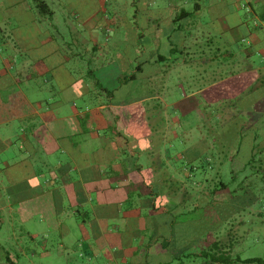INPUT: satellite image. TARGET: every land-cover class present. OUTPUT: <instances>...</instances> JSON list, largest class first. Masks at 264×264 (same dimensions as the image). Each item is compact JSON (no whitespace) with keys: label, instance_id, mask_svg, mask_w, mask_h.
Here are the masks:
<instances>
[{"label":"crops","instance_id":"obj_1","mask_svg":"<svg viewBox=\"0 0 264 264\" xmlns=\"http://www.w3.org/2000/svg\"><path fill=\"white\" fill-rule=\"evenodd\" d=\"M46 2L52 10L48 16L32 0H0V100L12 97V102L20 99L32 108L6 118L0 111V264H41L31 260L33 252L47 254L48 249L45 240L35 242L42 232L26 230L31 219L51 229L64 227L63 233L68 218L89 222L92 238L82 242L96 254L121 252V232L133 222L145 226L146 240L158 234L157 224L145 220L154 215L150 201L136 193L127 198L124 188L151 183L153 157L148 152H158L165 169L183 180L187 172L179 159L210 148L201 110L194 109L187 121L171 109L178 102L164 101L165 77L175 69L197 96L194 108L219 103L227 122L256 126L258 138L264 140V0H210V21L224 23V32H231L233 41L245 42L243 54L220 53L218 47L214 54L193 50L198 40L188 37L181 23L201 12L198 2L188 11L180 0L164 8L157 0H130L125 28L130 33L129 54L118 52L115 61H104L96 45L107 27L104 11L76 14L75 24L65 18L58 25L53 20L58 0ZM217 4L229 6L231 22L226 12L218 16ZM161 10L167 13L161 15ZM68 27L75 37L72 42L63 37ZM74 47L81 49L73 52ZM187 66L191 73L184 71ZM127 74L135 77L124 84ZM97 84L114 92L110 104L97 95ZM14 93L18 95L13 97ZM64 105L72 108L69 116L50 110ZM154 106L159 109L154 111ZM108 107L118 119L116 114L107 118ZM10 123H15L12 129ZM110 125L121 133L107 128ZM194 125L198 141L183 146L184 133ZM248 127L245 137L253 136ZM124 137L131 141L125 143ZM10 146L17 147L14 157L5 155ZM138 149L147 154L145 162L142 155L136 158ZM139 167L140 173L132 172ZM164 209L159 214L166 213L168 208ZM165 218L161 234L163 230L167 234ZM153 239L156 242L147 245L144 256H166L162 260L168 262L181 253L161 246L156 236ZM121 255L127 262L124 252Z\"/></svg>","mask_w":264,"mask_h":264},{"label":"rangeland","instance_id":"obj_2","mask_svg":"<svg viewBox=\"0 0 264 264\" xmlns=\"http://www.w3.org/2000/svg\"><path fill=\"white\" fill-rule=\"evenodd\" d=\"M103 1H105V5L102 4ZM129 1L130 0H58L59 7L55 11L56 16L53 17V20L58 25H63L62 21L65 18H69L74 21L75 24L73 16L76 14L84 16L98 11V9L104 11L103 15L108 18V20L105 21L107 27L105 28L106 31L104 30L105 32L101 31L96 45L100 49V53L102 52L101 56L104 57V61L109 59L115 61V56L118 52L123 53L126 51L129 54L130 33L125 31V28L127 29L128 26L127 21L130 14ZM157 1H159V4L164 8L168 4L171 5L176 3L177 0ZM195 2L201 4V12L181 23L186 29V35L198 40L195 46L194 44L192 45V47L194 46L193 50L198 51L200 49L202 52H211L214 54L217 52L216 47H218L220 53L227 50V52L243 54L247 44L239 40L233 41L231 32H224V23L214 22V24H212L210 21L209 15L213 14V11L210 12L209 10L210 0H180L182 7L188 11L193 10ZM217 8L218 16L223 12H226V15L230 13V8L227 5L220 6L217 4ZM243 12L242 10L239 13ZM165 13H167L166 10H161V15ZM153 15V18H157L158 13L154 11ZM229 16L231 22L233 19L231 15ZM250 26H252V24ZM62 29H64V27ZM72 35L71 28L68 27L63 37H65V41L72 42V40H75V37ZM84 36L89 38L87 32L84 33ZM210 40L212 44H209V42L207 43V41ZM91 48L92 46H90V49ZM78 49L80 50L81 48L74 47L72 51L78 52ZM90 56V53H88L87 57L89 60ZM221 60H224L223 56H221ZM184 71H189L191 73L192 69L187 66ZM165 84L166 93L164 101L178 102V106L175 107V105H172L171 109L176 111L181 117L185 116L187 121H191L192 111L194 109L201 110V123L205 127L204 132L207 135L206 140L211 147L212 144L209 138L211 136L215 138L214 132L217 134L220 133L224 128L223 125H226L219 110L221 105L217 103L205 108L206 105L202 104L200 108H194L195 101H198L196 99L197 96H192L193 94L189 92V85L179 74L177 69L167 74L165 77ZM71 109L69 105H64L59 108H50L52 112L60 116H69L71 114ZM205 116L207 117L205 118ZM204 120L208 123L203 122ZM14 124L15 123H10V128L8 129H12L11 127H13ZM195 125L190 131L187 133L185 132L186 134L184 133L183 146L184 144L188 145L192 141H198V131L195 129ZM208 127H212L216 131L211 132L209 130L207 133ZM226 133L229 134V137H232L234 131ZM180 134H182L181 131ZM237 134L235 133L234 136ZM173 145V143H169L168 149L170 151L173 150ZM231 151L232 147L225 150L226 153H230ZM9 153L10 157H14L17 153V147L10 146L5 155L8 156ZM240 154V158H234L233 161L230 160V155H228L220 166L222 174L221 179L224 183H227L229 190L218 188L217 191H215L212 197L216 202L214 204L216 205V210L213 205H208L204 208L201 202L193 213L186 216L183 215L179 218V224L176 226L175 232H178L180 246L185 245L190 235L194 234V236H196L195 242L200 243L203 238L208 237L209 233H211L212 237H219V239L224 240L232 237L234 243L227 249H229V253L233 257L238 255L242 259L248 257H260L264 259V181L260 179L256 189H252L250 184V171L248 169H242L246 158V152L242 150ZM177 161L178 160H175V162ZM10 174L12 175L10 177L14 176L11 171ZM212 176L213 173L208 174L207 178L209 179ZM216 180L215 177L214 182L211 181L206 187H204L205 185H198L195 186V189L202 191V194L206 195L212 189ZM235 188L238 190L234 194L232 190ZM253 195L259 198L257 201H255V199L253 202H250L253 200ZM228 199L231 201H228ZM227 208L232 211L227 210ZM189 219H193L192 223L188 222ZM39 221L38 219H31L25 223L26 230L35 231L36 234L42 232V236L41 234L36 236L35 242L45 240L48 249L47 254H41L40 251L35 249L36 252L33 253L36 255L31 257L33 262L41 264H153V261H146V259L143 258L145 249L143 243L146 237L144 238V236H142L145 226L140 223H130L129 227H126L121 232L120 238L123 243V250L121 252H124L127 257V262L123 263L121 252L117 250L110 251V255L107 252H99L98 254L90 252L87 248L89 245L84 244L90 240L93 235V229L89 222L81 223L77 219L68 218L64 220L66 228L63 233L64 227L51 229L49 225ZM102 225L104 227V224ZM201 244H203V242H201L200 245ZM33 245L34 244H31L30 246L33 247ZM62 245H64V249ZM193 250L194 248L187 246V248L184 247V249H182V252H193ZM163 257L166 258V256H161L156 258V261H161ZM208 258L209 257L203 258L194 256L185 261L191 262V264H204L209 260ZM168 261L170 264H177V261L173 259H169Z\"/></svg>","mask_w":264,"mask_h":264},{"label":"trees","instance_id":"obj_3","mask_svg":"<svg viewBox=\"0 0 264 264\" xmlns=\"http://www.w3.org/2000/svg\"><path fill=\"white\" fill-rule=\"evenodd\" d=\"M32 2L34 3L36 9L42 12V15L48 16L52 13V10L49 9L46 0H32ZM184 13L187 14L188 11ZM174 21H176V19H174ZM134 77L135 74L124 75L123 81L125 83H122L127 84L128 80ZM97 92V95L103 98L104 102H107L109 104L114 97L113 91L107 90L99 84H97ZM16 95L18 94L14 93L13 97H15ZM11 100L12 97L10 100H0V111H2L3 118L27 113L32 109L25 101H20V99H18L19 103H17V101L12 102ZM205 108H208V106H206ZM153 109L155 111L159 108L157 106H154ZM219 110L224 118L223 120L225 121L226 125H223L224 128L220 133L217 134L216 132H214L215 138L212 136L209 138L212 144L211 147L209 149L207 148L208 150L206 149V151L193 158H189L187 156L179 159L178 164L182 166L183 169H185L187 172V174L183 177V180H181L180 178L177 179V177L172 173L170 169H165L159 153L152 151L148 152V155L153 157V161L151 163L153 169V179L151 180V183L148 186L142 185L138 186L137 188L127 186L124 189L126 190L127 198L136 193L138 196L144 197L149 200L151 203L150 207L154 211L153 217L151 218L150 216H146L145 220L147 224L149 222L157 224L156 231L158 234L147 236L148 240H145L143 243L145 248L147 247V245H153V243L156 242V240L153 239L156 236V239L159 240L161 246L169 248L172 251H181L179 255L170 256L168 258V260L173 259L177 261V264H187L185 260L191 259L194 256L203 258L209 257V260H207L204 264H264V259L260 257H248L242 259L238 255H236L235 257L230 255V251L227 248L231 247L234 243L232 237L224 240L219 239L218 236V238L212 237L211 233H209L208 237L202 239L201 242H203V244L200 245L201 242H195L196 236H194L193 234L188 237L185 245L180 246L178 240V232H175V228L179 224V218H181V216L183 215L186 216L193 213L199 207L201 202L204 205V208L208 205H213L216 210V205H214L216 202L214 201L212 196L215 194V191H217L218 188L228 189L227 183H224L221 179L222 174L220 169L221 164L225 161L228 155H230V160L233 161L234 158H240V152H242V150L246 152V158L244 160L242 169H248L250 171V184L253 190L256 189L258 181H260V179L264 181V140L258 138L256 126L252 127L250 125L248 127V125L245 123L240 125L239 123L227 122V117H225L224 114L225 107L221 106ZM104 113L106 114L107 118H111L114 114H116L115 117L117 119L119 118V114L114 113V111L109 107L105 108ZM81 122L80 123L83 124V120H81ZM246 126L248 127L249 133L253 132V136L249 135L245 137V135L248 134L247 131H244V128H247ZM109 127L112 128V131H118L119 133H121L122 131L115 125L107 126V128ZM152 129L156 130L153 125ZM209 130L211 132L216 131L214 130V128L208 127L207 133L209 132ZM230 131H234L232 137H229V134L226 133ZM235 133L238 134L234 136ZM130 141L131 140L129 138H125V143H128ZM231 147L232 151L230 153H226L225 150ZM139 155L143 156L142 161L145 162L144 157L147 156V154L138 149L136 156L137 159ZM148 164H150L149 161ZM140 171L141 169L139 167L132 172L140 173ZM124 172L125 174H128V170L124 169ZM212 173L213 176L208 179L207 175ZM130 176L131 175H129V177ZM215 177L217 180L208 194L204 195L202 194V191L195 189V186L198 185H205L204 187H206L210 184L211 181L214 182ZM237 190L238 189L235 188L232 190V192L235 194ZM253 196V200H251L250 202H253L255 199V201H257V199L259 198L256 195ZM230 199H228V201H231ZM161 207H164L165 209L168 208L167 212L164 211L166 213L163 212V215L159 214L160 212H158ZM178 207L180 208L179 213L175 212V208ZM227 210L229 209L227 208ZM166 216L167 234H165L164 230L161 234L159 233L160 223L161 220H166ZM192 221L193 219L188 220V222L190 223H192ZM147 230L149 229L147 228ZM198 245L200 247H198ZM187 246H191L192 248H194L193 252L183 253L182 249H184V247L187 248ZM146 256L148 255L144 256L146 261L151 260L153 261V264H170L168 260V262H164L163 260L156 261V255H153L151 257L148 256V258Z\"/></svg>","mask_w":264,"mask_h":264}]
</instances>
